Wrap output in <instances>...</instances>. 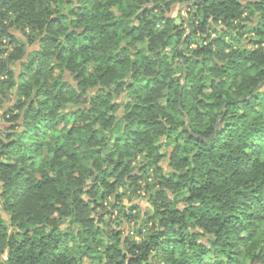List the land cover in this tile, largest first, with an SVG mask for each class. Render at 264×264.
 <instances>
[{"label": "trees", "instance_id": "1", "mask_svg": "<svg viewBox=\"0 0 264 264\" xmlns=\"http://www.w3.org/2000/svg\"><path fill=\"white\" fill-rule=\"evenodd\" d=\"M197 1L186 27L193 0H0V90L29 75L0 137L5 264H264V0ZM140 180L138 241L103 215L138 222Z\"/></svg>", "mask_w": 264, "mask_h": 264}, {"label": "rangeland", "instance_id": "2", "mask_svg": "<svg viewBox=\"0 0 264 264\" xmlns=\"http://www.w3.org/2000/svg\"><path fill=\"white\" fill-rule=\"evenodd\" d=\"M195 2H199L197 0H193ZM188 7L187 5L181 6L178 5L176 7L173 8V10L171 11V13L169 14L170 18H173L177 24H182V20L185 21L186 23V27H189V16H188ZM13 22V16H10V18L5 21V24L7 26H10V24ZM255 24V23H253ZM237 24L235 25H229L231 29L233 30V33H235V35H238L237 32ZM244 26H247V32L245 35H243L242 37V43L241 45H235L236 49H241L243 45L248 46L250 39L255 37L254 33H250L248 32L249 28L252 27V22L249 21V23L244 22L243 24ZM227 28V27H226ZM226 29V31L229 30ZM218 29H224L223 26H219ZM11 32L17 36L18 41L21 44H24L25 47L28 50V53L33 52L34 50H37L40 46L37 42L34 41V43L31 45L30 44V40L31 38H33V36L31 34H29V32H22L19 28H15V27H10ZM26 35H29L26 36ZM31 37V38H30ZM212 37H215V35H213ZM231 37L227 36L226 39H230ZM32 40V39H31ZM197 44H199L201 42V40L198 38L197 40ZM138 47L142 46V44L137 43L136 44ZM251 46V45H250ZM263 47V46H262ZM25 62V61H23ZM51 65H53L54 63L51 61L50 62ZM49 63V64H50ZM22 69H24V67L21 65V62H17L16 64H11V71H12V77L13 79H11L10 77H3V89H1V93H0V137L2 136L1 133H5V130H9L8 128H13V127H19V123H21V121H19L18 123H10L8 122V120L11 118V116H9L8 114H6L8 111H10L11 109H13V107L16 104V95H17V90L15 88L14 84L17 85H21V83H24L26 80L29 79V75L26 74L24 77L22 76ZM36 72V71H34ZM53 77H59L58 71L56 70L55 73H52ZM69 75V74H67ZM23 77L24 80H21V78ZM50 77V76H49ZM69 79V76H68ZM15 81V82H14ZM97 92V90H93L92 95H95ZM25 98H22V100H24ZM118 99H120V101H125L126 97L123 93H119L118 94ZM120 113V112H119ZM17 115V113H16ZM63 126V124L60 125L59 128H61ZM17 129V128H16ZM4 131V132H3ZM162 155H165V151L162 150L161 151ZM169 154V153H168ZM168 154L166 156H162L163 158L160 159L159 162V167L162 168L163 173L169 174L170 168L168 167V159L169 156ZM145 160L143 159V157H140L139 159H137L136 161H133V165L136 168H139L136 170V174H138L140 172V167L145 166ZM158 178H157V171L154 169L150 170V178L149 181L150 183L153 182H157ZM140 182V186L141 188L138 190V195L136 194L135 196L132 194L133 189L130 188L129 184L125 186V190H123V193L126 194V198L123 200V206L127 209H129V207H131L133 204L137 205L140 209H141V219L138 222H133L131 224H127L124 222V220H122V218H119V214L117 211V208H112L111 205H113L114 200L111 199L109 202H105V207L109 208V211L113 214H104L103 216L106 218L105 220V224L111 227V230H121L123 232V234L125 236H131L134 237L136 240H140L141 238L144 237V234L148 231V229H146L145 226L142 225V221L147 219V216L145 214L150 213L151 212V206L148 202V194L146 192V184L147 182H143L142 180L139 181ZM1 186V184H0ZM110 203V205H109ZM0 217H3L4 220L7 222L8 221V217L7 215L1 210V204H0ZM8 225V223H6ZM111 230H107L108 232H110ZM6 261V255L5 253L0 252V264H5ZM85 263L87 264H93V263H97L92 259H86Z\"/></svg>", "mask_w": 264, "mask_h": 264}, {"label": "water", "instance_id": "3", "mask_svg": "<svg viewBox=\"0 0 264 264\" xmlns=\"http://www.w3.org/2000/svg\"><path fill=\"white\" fill-rule=\"evenodd\" d=\"M200 2H201V1L196 2V3H188L187 6H190V5H191V6H192V5H197V4H199ZM181 92H182V89H181Z\"/></svg>", "mask_w": 264, "mask_h": 264}]
</instances>
